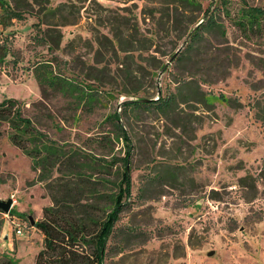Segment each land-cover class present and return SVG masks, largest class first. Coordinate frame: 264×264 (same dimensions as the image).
<instances>
[{"label": "rangeland", "instance_id": "rangeland-1", "mask_svg": "<svg viewBox=\"0 0 264 264\" xmlns=\"http://www.w3.org/2000/svg\"><path fill=\"white\" fill-rule=\"evenodd\" d=\"M192 1L21 0L20 15L0 23V100L14 97L47 136L102 157L123 154L121 141H95L113 128L107 114L118 112L129 136L130 194L104 264H264V121L252 108L263 98L264 42L220 14L226 35L206 34L176 61L205 8L218 4ZM46 68L98 99L80 106L41 90L36 72ZM169 92L163 108L121 104ZM8 131L0 120V198L15 200L0 211V258L33 264L42 234L29 216L40 219L50 198ZM87 171L105 179L100 189L114 188V168Z\"/></svg>", "mask_w": 264, "mask_h": 264}, {"label": "trees", "instance_id": "trees-1", "mask_svg": "<svg viewBox=\"0 0 264 264\" xmlns=\"http://www.w3.org/2000/svg\"><path fill=\"white\" fill-rule=\"evenodd\" d=\"M0 23L19 16L17 8L21 0H0ZM25 2V0H23ZM192 3V0H178ZM13 4H12V3ZM209 10L205 8L199 22L190 29L189 42L175 57L183 60L192 50L195 41L206 39V34L217 32L226 35V27L220 14L245 38H260L264 42V7L248 4L245 0L238 1V7L231 11L229 0H217ZM215 8V9H214ZM51 11L55 10L50 9ZM226 38V37H225ZM0 54V62L4 56ZM50 66V65H49ZM157 67L166 70L165 62ZM41 90L43 85L68 94L72 103L90 106L98 99L92 89H86L71 78L52 73V69L36 72ZM187 81L179 82L183 84ZM186 84V83H185ZM177 86V90H179ZM261 99L252 103V108L264 121V91ZM227 101L226 97H223ZM174 101V94L169 92L155 98L126 99L124 105L163 108ZM263 101V105H259ZM113 128L107 133L95 137L97 144L122 142L123 154L111 158L95 155L91 151L80 149L74 145L58 142L40 131L31 118L22 114L14 97H3L0 100V120L7 122L8 138L30 159V166L36 172L38 181H42L50 198V203L41 208L42 216L33 225L42 234V246L35 254L33 264H104L107 255V240L115 232L121 231L116 226L124 205V198L130 194V169L128 166L131 143L129 136L119 122V113L113 111L106 115ZM92 140L93 137H87ZM120 161L117 167L114 165ZM88 168L110 171L118 174L112 181L113 189H100L105 179L93 176ZM258 178L264 180V154L258 171ZM240 179L244 180L245 175ZM263 182V181H262ZM264 184V182H263ZM11 208L8 212H10ZM1 211V209H0ZM0 264H16L15 258L4 254Z\"/></svg>", "mask_w": 264, "mask_h": 264}, {"label": "water", "instance_id": "water-1", "mask_svg": "<svg viewBox=\"0 0 264 264\" xmlns=\"http://www.w3.org/2000/svg\"><path fill=\"white\" fill-rule=\"evenodd\" d=\"M11 206H12L11 197H7L5 199L0 198V209L2 212H8ZM29 220H30V223L33 225L35 220L30 216H29ZM207 253L210 254L211 251H208Z\"/></svg>", "mask_w": 264, "mask_h": 264}, {"label": "built area", "instance_id": "built-area-1", "mask_svg": "<svg viewBox=\"0 0 264 264\" xmlns=\"http://www.w3.org/2000/svg\"><path fill=\"white\" fill-rule=\"evenodd\" d=\"M13 201H15V200L12 199V203H13Z\"/></svg>", "mask_w": 264, "mask_h": 264}]
</instances>
